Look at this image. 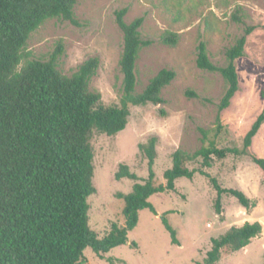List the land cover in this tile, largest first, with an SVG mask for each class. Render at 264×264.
I'll use <instances>...</instances> for the list:
<instances>
[{
    "label": "rangeland",
    "instance_id": "obj_1",
    "mask_svg": "<svg viewBox=\"0 0 264 264\" xmlns=\"http://www.w3.org/2000/svg\"><path fill=\"white\" fill-rule=\"evenodd\" d=\"M121 9L127 11V24L143 17L140 34L151 42L140 50L136 61L135 93H141L163 69L173 71L175 78L161 92L163 104L130 107L123 131L112 137L92 134L96 193L88 199V216L89 227L99 239L108 234L112 224L124 225V203L117 195L130 193L136 182L115 180L119 166H127L138 183L148 177L139 144L158 138L153 172L155 184L163 185V173L171 168V155L176 150L191 154L213 141L218 148L242 151L246 133L264 111V0H78L74 8L78 26L57 19L45 21L26 43L28 60H47L61 43L58 69L71 76L84 61L97 57L99 67L89 90L101 95L104 106L117 105L122 95L119 59L123 35L115 12ZM247 28H252V33L244 56L235 63L238 91L229 108L219 113L227 84L219 73L197 67V48L203 43L210 62L225 67V50ZM167 32L177 35L175 46L162 42ZM199 129L205 132V140ZM251 155L264 158V124L245 154L214 159L211 168L204 170L208 177L196 173L191 180L180 178L175 181V191L152 195L149 202L156 215L140 211L125 245L103 258L86 249L83 264H202L212 239L246 222H259L261 235L240 251H223L216 264H264V190ZM187 167L199 170L200 161ZM212 180L221 189L243 192L255 207L246 210L231 194H223L221 213L216 214L217 192ZM162 217L174 230L177 245L172 243Z\"/></svg>",
    "mask_w": 264,
    "mask_h": 264
},
{
    "label": "trees",
    "instance_id": "obj_2",
    "mask_svg": "<svg viewBox=\"0 0 264 264\" xmlns=\"http://www.w3.org/2000/svg\"><path fill=\"white\" fill-rule=\"evenodd\" d=\"M77 2L0 0V264H83L86 249L103 258L128 242L127 233L136 227L140 211L149 210L156 215L149 202L152 195L175 191V181L180 178L191 180L196 173L208 177L204 170L211 168L214 159L245 154L264 124L263 111L246 133L242 151L218 148L213 141L191 154L176 150L171 155V168L163 173V185L155 184L153 172L158 138L153 136L145 144H139L138 150L147 161L148 177L138 183L139 179L127 166H119L115 180L136 182L130 193L117 195L124 203V225L112 224L108 234L99 239L89 227L88 216V199L96 193L92 184V134L115 136L126 128L130 107L163 104L161 92L175 78V73L163 69L141 93H135L136 61L140 50L151 42L143 40L140 34L143 17L129 24L124 21L126 9L115 12L116 24L123 35L119 59L122 95L117 105L104 106L101 95L89 90L99 67L97 57L84 61L71 76L58 69L63 54L61 43L47 60H28L26 43L45 21L57 19L78 26L74 15ZM235 19L240 21L238 17ZM252 30L247 28L225 50V67L210 62L203 43L197 48V67L219 73L227 84L219 113L229 108L238 91L235 63L244 56ZM177 39L174 33L162 36V42L169 46H175ZM199 132L205 140V132L202 129ZM250 158L260 173L264 190V158L256 155ZM198 160L201 169L187 167ZM212 182L217 192L216 214L221 213L223 194H231L246 210L255 207L243 192L221 189ZM161 219L172 243L177 245L174 230L164 217ZM261 233L259 222L231 227L211 240L202 264L218 263L223 251H240Z\"/></svg>",
    "mask_w": 264,
    "mask_h": 264
}]
</instances>
